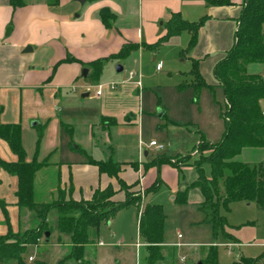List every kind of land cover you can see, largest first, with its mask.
<instances>
[{
    "label": "rangeland",
    "instance_id": "obj_1",
    "mask_svg": "<svg viewBox=\"0 0 264 264\" xmlns=\"http://www.w3.org/2000/svg\"><path fill=\"white\" fill-rule=\"evenodd\" d=\"M188 8L189 11L185 9L184 12L191 21L198 20L206 12L203 8L202 11L198 7ZM190 40V33L183 30L161 45L141 46L123 58L108 57L98 78L93 79L91 75L84 78L80 73L81 76L72 85L76 87V92L69 85L60 90L59 96L51 98L45 93L39 94L40 98L25 93L22 100L20 95L5 92L6 96L3 93L0 95V120H7L15 109L18 116L30 125V128L27 127L32 133L24 132L26 158L48 162L35 175L37 202L56 207L70 202L66 195L54 197L61 162L83 163L93 158L122 162L124 166L133 167L130 162H137L138 152H141L139 173L144 176V185H151L156 181L155 177L160 178V183L150 192L137 188L131 194L141 193L140 210L146 203L160 204L163 208V244L170 248L164 251L161 247L163 256H158L160 260L152 250L149 252L140 247L144 239L138 232L140 211L136 204L120 208L108 221L101 222L98 237L95 236L94 242L85 246V252L79 254L80 259L69 257L73 255L71 237L59 230L56 207L48 212L45 223L36 218L30 222L26 221L27 217L23 221L19 219L16 202L18 178L1 164L4 159L16 161L18 156L11 151L7 141L0 138V235L10 230L19 231L21 235L17 238L22 242L27 237L26 231L32 232L33 239L36 234L39 235L36 243L28 244L22 252V262L0 256V264H206L205 258L213 246L217 249L220 264H233L243 256L255 258L264 253V207L243 200L230 202L228 207L221 203L219 211L225 216L226 224L217 232L201 209L203 195L193 185L197 179L194 163L200 156L197 146L202 139L211 143L221 141L225 132L222 117L225 100L221 87L214 90L207 87L198 91L194 89V78L189 72L192 69L191 53L196 45L189 49ZM160 61L162 67L157 68ZM117 65H122L124 70L118 73ZM111 82L116 83V88L105 86L104 91L123 90V96L109 103L115 111L114 118L122 123L125 116L131 115L129 111L136 109L133 112L138 124L124 133L119 132L117 126L109 131L101 128L102 100L96 99L95 88ZM85 85L91 86V95L83 97ZM261 108L264 110V99ZM27 114H38V119L28 120L25 117ZM32 121L45 123L43 130L41 123L31 126ZM64 137L67 142L60 141ZM152 140L162 148L149 146ZM9 151L15 159L10 157ZM145 151H148V156H145ZM255 151L245 150L237 159L257 164L255 160L264 153ZM158 157H169L179 167L161 163L146 168V163ZM132 167H125L122 177L135 179L138 170L134 166L137 171H133ZM203 168L206 177L210 178V162H204ZM219 189L224 193L223 180H220ZM183 190H187L185 201L178 196ZM65 209L70 211L71 208ZM72 212L68 215H74ZM47 231L50 233L48 237L45 235ZM9 241L15 242L12 239ZM99 241L103 245H99ZM148 255L154 256L151 262Z\"/></svg>",
    "mask_w": 264,
    "mask_h": 264
},
{
    "label": "trees",
    "instance_id": "obj_2",
    "mask_svg": "<svg viewBox=\"0 0 264 264\" xmlns=\"http://www.w3.org/2000/svg\"><path fill=\"white\" fill-rule=\"evenodd\" d=\"M204 1L213 6L234 4L233 0ZM9 2L14 8L26 4L25 0H9ZM57 2L58 0H54V4ZM100 18L107 28H111L116 20V15L109 8L104 7L100 10ZM207 19L208 16H203L197 21H188L180 12H174L165 24L166 34L153 45L143 43V46L161 45L183 30H187L191 34L189 49H192L197 44L199 30ZM263 26L264 0H244L237 18L233 44L213 67L215 84L206 81L200 71L199 59L192 58V69L189 73L194 78V83H192L194 89L198 91L207 87L214 90L216 86H220L223 89L225 100V109L222 112L225 121L223 137L217 143L202 139L197 146L200 156L194 163L197 179L193 185L198 187L203 195L201 209L216 232L224 229L226 224L225 216L219 211L221 203L228 207L230 202L243 200L256 202L259 206L264 207V162L249 164L236 158L244 148H264V112L260 107V100L264 99ZM139 48V44L127 43L119 52L109 57L123 58ZM105 59L101 58L85 64L92 67L98 76L102 71ZM73 60L76 59L72 56H68L66 59V61ZM107 121H110L109 125L116 122L114 118L103 117L104 125ZM0 138L7 141L11 150L18 156L16 162L1 160V164L18 178L17 197L21 210L28 209L36 219H40L44 223L47 222L48 212L54 210L53 207L56 206L35 201L34 188L36 172L44 166L45 162L26 160L20 123L4 124L0 122ZM205 151L208 152L206 155L204 154ZM206 161L210 162L212 167L210 178L206 177L203 168V163ZM89 162L97 165L100 172L106 173L110 177H118L122 170L121 163L112 160L90 159ZM161 163H170L179 167L169 157L154 158L146 167L149 168ZM225 171H228L226 175ZM220 180H223L224 193L220 192L219 189ZM159 183L160 178L157 177L156 181L146 189L147 192L155 190ZM120 185L126 194L123 201L112 200L115 189L110 184L103 189L95 190L89 200L76 201L71 199L70 202L56 207L59 230L71 237L73 255L69 257L80 259L79 254L82 255L85 252V246L93 243L95 236L98 237L101 222L108 221L120 208L130 204L139 206V231L148 243L147 246L153 250L161 248L165 219L162 206L147 203L143 210H140L141 193L134 192L135 194H131L133 191L130 190L134 184L130 185L120 180ZM61 195L65 194L62 193ZM178 196L179 199L185 201L187 190L181 191ZM65 208H71L73 212L71 209L68 211ZM68 212H72L74 215H68ZM33 231L36 230L33 229ZM18 232L10 230L7 234L0 235V256L2 258H14L22 262V252L28 244L36 243L37 238H39V235L36 234V238L33 239L31 237L32 232L26 231L27 239L25 238L22 242L17 238L18 235H21ZM10 239L15 242H10ZM152 260L153 257L150 258V262ZM205 262L206 264H220L215 246L206 256ZM233 264H264V253L255 258L243 256Z\"/></svg>",
    "mask_w": 264,
    "mask_h": 264
},
{
    "label": "crops",
    "instance_id": "obj_3",
    "mask_svg": "<svg viewBox=\"0 0 264 264\" xmlns=\"http://www.w3.org/2000/svg\"><path fill=\"white\" fill-rule=\"evenodd\" d=\"M25 1V5L14 8L10 5L9 0H0V95L2 93L4 96H6L5 93L20 95L21 100L25 93L39 98V94L43 93L50 98L53 95L59 96L62 88L74 85V82L81 76L80 73L84 67L89 69L87 77L91 75L93 79L98 78L99 75L96 76L92 67L86 66L87 63L107 58L119 52L127 43H136L140 47L143 46V43H155L166 34L165 24L171 18L172 13L180 12L188 20V16L184 12L185 9L189 11L190 8L188 7H198L200 11L203 8L206 11L203 16H208L199 30L198 41L191 56L199 59L200 71L206 81L215 84L213 67L233 44L237 18L244 2V0H233L234 4L232 5L213 6L204 0H85L83 3L78 0H58L55 4L54 0ZM104 7L109 8L116 15V20L111 28H107L100 18V10ZM9 26L12 27V30L7 35L6 31ZM28 46L32 47V51L24 52ZM68 56H72L76 60L66 61ZM131 73L132 71H130ZM109 84L102 86L101 94L97 93L100 85L95 88L96 99L102 100L100 103L101 128L109 131L110 128L117 126L119 132L124 133L127 129L138 124L136 123L137 116L133 112L136 109H131L129 111L131 115L125 116L124 121L119 123L114 118L116 114L109 103L112 99L123 96V90L118 92L104 91L105 86L112 88ZM90 88L91 86L85 85L84 93L88 92L91 95ZM72 90L77 91L75 86H72ZM262 100H260V107ZM262 111L264 112V110ZM37 115L27 114L25 117L28 120L38 119ZM8 117L7 120L1 118L0 122L21 124L22 143L25 149L24 132L27 130L32 133L28 129L30 125L20 118V115L18 116L15 109ZM103 117L114 118L116 122L109 125L110 120L104 125ZM32 123L33 121L31 126H36L41 122L39 121L36 125ZM44 126L45 123H41L40 128L43 130ZM39 137H41L40 134ZM61 140L67 142L66 138H60ZM139 142L141 144V138ZM262 149L264 148L247 147L239 155L243 154L245 150H253V152L259 150L255 152L264 153V151H260ZM9 154L11 158L15 159L11 152ZM138 155L137 162H130L133 164L132 169L136 164L138 170L137 177L133 180L127 179L125 176L122 177L125 167L131 168L128 165L124 166L122 162H119L122 170L118 177H110L108 174L100 172L97 165L89 162L71 164L61 162L58 187L54 197H61L63 193L67 199L89 200L95 190L103 189L111 184L115 189V195L112 199L123 201L126 194L121 188L120 180L130 185L134 184L130 189L132 191L137 188L143 191L154 183L144 185V176L139 173L142 164L140 151ZM148 155V151H145V156ZM26 160L31 161L27 158ZM4 161L8 160L4 159ZM255 161L264 162V154ZM38 162H45L44 166L48 164L46 160ZM137 170L133 169V171ZM156 179L157 177L154 181ZM16 202L18 204V197ZM24 217H27L26 221L29 222L35 219L31 211L28 209L22 211L19 206V219L21 218L23 221ZM138 232L140 233L139 229ZM98 244L103 245L101 241ZM147 245L148 243L144 239V243L140 247H145L148 249L146 251L149 252L152 250L153 255L160 260L158 256H163L160 252L161 248L153 250L147 248ZM161 245L164 251L168 250L165 248H170L167 244L162 243ZM148 256L149 259L154 257ZM170 256L172 257V252Z\"/></svg>",
    "mask_w": 264,
    "mask_h": 264
},
{
    "label": "water",
    "instance_id": "obj_4",
    "mask_svg": "<svg viewBox=\"0 0 264 264\" xmlns=\"http://www.w3.org/2000/svg\"><path fill=\"white\" fill-rule=\"evenodd\" d=\"M78 1H80L81 3H83L85 0H78ZM11 30H12V27L9 26V27L7 28L6 34L9 35L10 32H11ZM30 51H32V47H30V46H28V47H26V48L24 49V52H30ZM123 70H124V67H123L122 65H117V66H116V71H117L118 73L122 72ZM81 72H82V76H83L84 78H86L87 75H88L89 69H88L87 67H84V68L82 69ZM88 95H89V93L86 92V93H84L82 96L84 97V96H88ZM161 114H162V112H161ZM32 124H33V125H36V124H38V121H33ZM49 234H50V233L47 231V232L45 233L46 237H48ZM199 264H201V262H200Z\"/></svg>",
    "mask_w": 264,
    "mask_h": 264
},
{
    "label": "built area",
    "instance_id": "obj_5",
    "mask_svg": "<svg viewBox=\"0 0 264 264\" xmlns=\"http://www.w3.org/2000/svg\"><path fill=\"white\" fill-rule=\"evenodd\" d=\"M161 67H162V63H161V61H160V62L157 63V68H161ZM138 83H139V82H138ZM109 85H110L112 88H116V83H115V82H111ZM102 86H103V85H100V86L98 87V89H97V93H98V94H101V93H102V89H103ZM149 145H151V146H158V149H159V148H162V145H158V143H157L155 140L150 141Z\"/></svg>",
    "mask_w": 264,
    "mask_h": 264
}]
</instances>
